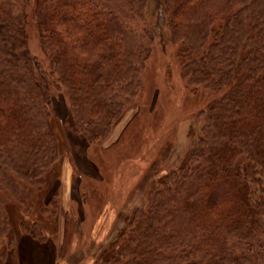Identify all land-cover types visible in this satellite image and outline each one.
<instances>
[{
  "label": "trees",
  "instance_id": "obj_1",
  "mask_svg": "<svg viewBox=\"0 0 264 264\" xmlns=\"http://www.w3.org/2000/svg\"><path fill=\"white\" fill-rule=\"evenodd\" d=\"M146 1L0 0V164L20 153L36 172L46 154L56 159V97L71 134L107 139L142 89L154 39L171 43L204 123L93 264H264L249 242L264 238V0H154L150 25ZM29 8L43 59L28 45ZM0 241V264H13L17 240L1 210Z\"/></svg>",
  "mask_w": 264,
  "mask_h": 264
},
{
  "label": "rangeland",
  "instance_id": "obj_2",
  "mask_svg": "<svg viewBox=\"0 0 264 264\" xmlns=\"http://www.w3.org/2000/svg\"><path fill=\"white\" fill-rule=\"evenodd\" d=\"M27 14L31 54L43 59L30 8ZM144 15L149 25L155 23L154 0L146 1ZM180 67L174 45L161 46L154 39L140 73L142 89L107 139L88 143L71 134L62 123L64 100L56 97V159L46 154L33 172L31 160L23 154L3 156L9 160L0 164V210L10 219L17 240L13 264H93L109 251L127 216L144 206L150 183L181 164L200 134L204 117L196 107L202 99ZM157 156L162 157L156 172L143 178ZM18 164L27 171L21 172ZM46 168L48 173H43ZM33 222L41 235L37 237L43 235L44 240L27 232ZM260 240L249 242L264 251V238ZM4 248L0 241V253Z\"/></svg>",
  "mask_w": 264,
  "mask_h": 264
}]
</instances>
